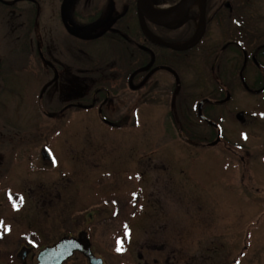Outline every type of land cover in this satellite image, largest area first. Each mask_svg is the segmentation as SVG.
I'll use <instances>...</instances> for the list:
<instances>
[{
    "label": "rangeland",
    "instance_id": "rangeland-1",
    "mask_svg": "<svg viewBox=\"0 0 264 264\" xmlns=\"http://www.w3.org/2000/svg\"><path fill=\"white\" fill-rule=\"evenodd\" d=\"M16 17L0 34V264H36L40 249L81 231L104 264H264V98L246 103L252 130L224 127L241 159L221 145H187L186 111L176 123L162 105L143 109L139 128L132 113L113 128L106 119L114 115L59 112L55 105L78 97H65L70 70L54 82L36 56L10 52L23 30ZM113 51L94 53L107 59ZM231 105L244 103L237 97ZM187 115L197 122L193 110ZM43 146L54 164L42 160ZM64 264L88 263L75 253Z\"/></svg>",
    "mask_w": 264,
    "mask_h": 264
},
{
    "label": "flooded vegetation",
    "instance_id": "flooded-vegetation-1",
    "mask_svg": "<svg viewBox=\"0 0 264 264\" xmlns=\"http://www.w3.org/2000/svg\"><path fill=\"white\" fill-rule=\"evenodd\" d=\"M179 1L69 0L63 18L64 0H0L6 6L14 3L6 10L5 21H0V33L10 31L17 16L23 20V30L13 33L10 52L19 50L30 60L36 56L46 72L54 74V82L62 70H70L72 85L65 97H78L61 109L55 105L59 112L71 108L114 115L115 119H106L113 128L128 124L132 113L133 126L139 128L143 109L162 105L167 114L186 111L187 145H221L241 159L225 142L224 127L234 123L252 130L256 117L246 103L252 97L264 98V2L202 0L192 3L181 18L175 17L182 11L165 18L162 14ZM149 6L162 12L150 11ZM106 15L113 21L101 26ZM153 15L161 16L164 25L153 22ZM18 35L28 41L17 42ZM99 48L114 50L113 57H97L94 50ZM237 97L244 103L241 109L231 105ZM200 103L202 115L216 127L199 118ZM190 110L196 123L187 115ZM218 128L220 140L210 146ZM137 163L138 182H142V159ZM135 204L137 208V200Z\"/></svg>",
    "mask_w": 264,
    "mask_h": 264
},
{
    "label": "water",
    "instance_id": "water-1",
    "mask_svg": "<svg viewBox=\"0 0 264 264\" xmlns=\"http://www.w3.org/2000/svg\"><path fill=\"white\" fill-rule=\"evenodd\" d=\"M69 0H64L62 5V16L65 18L66 14V5ZM142 0H138L140 4ZM196 0H180L175 6L170 8L166 13L162 14L165 18H170L181 11H186L189 6L194 3ZM161 16L153 15L151 19L153 22H156L159 25H164L159 22ZM158 20V22L156 21ZM198 116L201 120L206 121L208 124L215 126L214 123L210 122L202 115L201 111V103L197 108ZM218 137L216 141L209 144L210 146L216 145L220 140V129L218 128ZM42 160L49 163H55L52 152L44 148L41 151ZM74 253L81 254L86 260L88 264H104V261L101 257H97L94 255L91 249L90 240L88 238V234L85 231H81L78 233L77 237H62L57 242H55L51 246H46L41 249L36 255V264H64L67 260L71 259ZM141 255H138V259H141Z\"/></svg>",
    "mask_w": 264,
    "mask_h": 264
},
{
    "label": "trees",
    "instance_id": "trees-1",
    "mask_svg": "<svg viewBox=\"0 0 264 264\" xmlns=\"http://www.w3.org/2000/svg\"><path fill=\"white\" fill-rule=\"evenodd\" d=\"M10 6V5H9ZM9 6H6V4H2V3H0V21H5V18H7L6 17V10H11V9H13L14 8V3L11 5L12 6V8H11V6L9 7ZM3 26V25H2ZM0 32H1V30H0ZM1 34V33H0ZM18 37H20L19 35H18ZM10 40V39H9ZM28 41V39L26 38H23L22 39V36H21V38H19L18 40H17V42H27ZM8 56V55H7ZM10 64H12L11 62H10ZM177 115V120L175 119V121H176V123H179V116H181V115H179L178 116V114H176ZM182 121H184V122H186V119H183ZM184 126H186L185 124H184ZM183 135L185 136L186 134V127H184L183 128ZM190 138H192V136L190 137Z\"/></svg>",
    "mask_w": 264,
    "mask_h": 264
},
{
    "label": "bare ground",
    "instance_id": "bare-ground-1",
    "mask_svg": "<svg viewBox=\"0 0 264 264\" xmlns=\"http://www.w3.org/2000/svg\"><path fill=\"white\" fill-rule=\"evenodd\" d=\"M202 0H196L194 3H197V4H200V2H201ZM150 11H154V12H162V10L161 9H154V8H150V6H149V8H148ZM184 12H186V11H182L181 13H180V16L179 17H175V18H181V17H183V13Z\"/></svg>",
    "mask_w": 264,
    "mask_h": 264
},
{
    "label": "snow or ice",
    "instance_id": "snow-or-ice-1",
    "mask_svg": "<svg viewBox=\"0 0 264 264\" xmlns=\"http://www.w3.org/2000/svg\"><path fill=\"white\" fill-rule=\"evenodd\" d=\"M20 203L21 204L23 203L22 199H21ZM13 207L16 208V207H18V205L17 204H13ZM125 234L127 235V232ZM116 250L117 251H122V243L119 240L117 241V249Z\"/></svg>",
    "mask_w": 264,
    "mask_h": 264
}]
</instances>
